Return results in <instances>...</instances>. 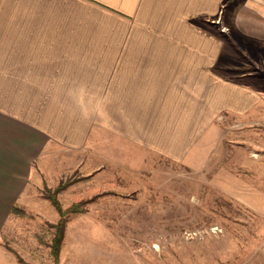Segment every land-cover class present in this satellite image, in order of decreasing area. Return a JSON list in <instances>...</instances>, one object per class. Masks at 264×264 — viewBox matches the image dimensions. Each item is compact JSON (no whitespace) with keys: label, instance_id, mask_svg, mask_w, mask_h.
Masks as SVG:
<instances>
[{"label":"crops","instance_id":"0c3cea01","mask_svg":"<svg viewBox=\"0 0 264 264\" xmlns=\"http://www.w3.org/2000/svg\"><path fill=\"white\" fill-rule=\"evenodd\" d=\"M223 18L261 44L258 71L234 76L243 63L217 32ZM227 130L249 136L242 150L220 140ZM262 132L264 0H0V238L31 180L70 165L58 151L80 155L106 138L114 162L131 145L201 167L225 146L226 172L264 177L250 165L264 162ZM33 236L24 250L51 264L52 238ZM84 248L69 224L61 262ZM8 251L0 242V264Z\"/></svg>","mask_w":264,"mask_h":264},{"label":"rangeland","instance_id":"374dc122","mask_svg":"<svg viewBox=\"0 0 264 264\" xmlns=\"http://www.w3.org/2000/svg\"><path fill=\"white\" fill-rule=\"evenodd\" d=\"M216 24L236 59L242 60L243 64L234 66V76L258 71L255 51L261 44L248 42L228 19ZM220 124L224 125V117ZM233 125L239 130L236 121ZM229 134L228 130L222 133L220 140L233 142L236 148L229 147V151L242 150L249 136L240 131L235 136ZM256 137L249 141H260ZM98 142L99 149L88 146L76 156L58 151V162L72 157L66 170L47 175L44 181L31 180L24 192V205H15L0 238L11 256L4 264H42L29 257L23 246L30 245L36 238L33 235L53 244L60 220L58 209L48 198L53 195L63 209L79 205L82 211L67 214L64 235L70 224L72 236L81 235L85 248L73 250L62 262L60 254L56 261L51 251V264H264V187L261 192L259 186L246 187L249 182L264 184V177L238 164L231 170L238 171L241 178L226 172L225 165L230 167L232 162L223 155L227 147L219 146L211 162L192 167L131 145H124L128 153L118 152L114 162L115 147L107 144L106 138ZM49 157L47 163L53 164ZM250 163L256 172L264 171V162ZM59 186L61 191L56 190Z\"/></svg>","mask_w":264,"mask_h":264},{"label":"trees","instance_id":"16d2710c","mask_svg":"<svg viewBox=\"0 0 264 264\" xmlns=\"http://www.w3.org/2000/svg\"><path fill=\"white\" fill-rule=\"evenodd\" d=\"M63 188L61 186H59L56 190L57 191H61ZM48 198L51 199L52 203L56 206V208L58 209L59 213H60V220L57 224V228H58V233L56 234V237L53 241L52 244V253L56 259V261H59V254H60V249L62 246V241L64 239V232H65V226H66V221H67V214L68 213H77L80 212L82 210L78 209V204H75L73 206H70L67 209H63L60 202L58 201V199L55 197V195L53 196H48ZM17 208V206H14L13 210H15Z\"/></svg>","mask_w":264,"mask_h":264},{"label":"bare ground","instance_id":"6f19581e","mask_svg":"<svg viewBox=\"0 0 264 264\" xmlns=\"http://www.w3.org/2000/svg\"><path fill=\"white\" fill-rule=\"evenodd\" d=\"M154 247H155V249H158L159 248V245L158 244H155Z\"/></svg>","mask_w":264,"mask_h":264}]
</instances>
